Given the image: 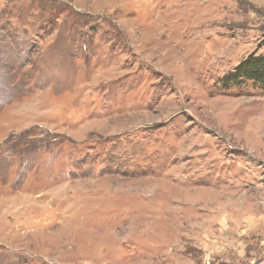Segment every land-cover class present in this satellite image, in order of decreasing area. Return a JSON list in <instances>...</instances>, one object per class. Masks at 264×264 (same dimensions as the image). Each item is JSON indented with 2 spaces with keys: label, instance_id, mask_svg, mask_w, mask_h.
Instances as JSON below:
<instances>
[{
  "label": "rangeland",
  "instance_id": "rangeland-1",
  "mask_svg": "<svg viewBox=\"0 0 264 264\" xmlns=\"http://www.w3.org/2000/svg\"><path fill=\"white\" fill-rule=\"evenodd\" d=\"M264 0H0V264H264Z\"/></svg>",
  "mask_w": 264,
  "mask_h": 264
},
{
  "label": "trees",
  "instance_id": "trees-1",
  "mask_svg": "<svg viewBox=\"0 0 264 264\" xmlns=\"http://www.w3.org/2000/svg\"><path fill=\"white\" fill-rule=\"evenodd\" d=\"M252 82L264 91V52L261 55L249 54L242 59L227 76L223 78V87Z\"/></svg>",
  "mask_w": 264,
  "mask_h": 264
}]
</instances>
